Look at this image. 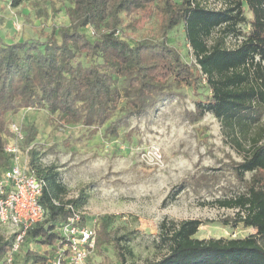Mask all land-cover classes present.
Instances as JSON below:
<instances>
[{
  "label": "trees",
  "instance_id": "1",
  "mask_svg": "<svg viewBox=\"0 0 264 264\" xmlns=\"http://www.w3.org/2000/svg\"><path fill=\"white\" fill-rule=\"evenodd\" d=\"M25 1L8 0L12 7ZM59 1L68 3V24L53 27L44 40L7 43L0 39V172L9 165L4 152L9 113L28 107L46 109L63 125L100 127L111 119L122 99L125 116L144 113L155 97L165 94L172 77L196 88L198 77L179 49L167 42L168 33L179 24L184 26L186 41L210 92L194 101L193 119L211 113L245 138L249 122L264 114V0H223L225 7L216 10L201 5L202 0ZM148 4L159 18L161 38L130 43L126 30L133 28ZM220 26L224 35L241 37L236 47H226L222 39L208 44ZM121 121L112 122L107 130L115 134ZM25 131L23 143L28 145L34 128ZM37 162L36 152L30 149V167L45 180L40 203L46 218L26 231L13 264H46L63 244L58 228L83 203L82 196L64 199L58 173ZM236 171L240 178L251 173L246 189L221 204L237 209L234 225L253 228L254 233L201 239L195 236L202 224L199 219L162 221L159 236L166 252L141 264H264L260 242L264 239V132L251 139ZM81 224H86L82 215ZM95 231L98 250L112 244L118 264H138L128 262L132 251L121 243L122 237L111 236L107 221H101ZM11 241L12 236H0V264ZM25 242L37 247L28 245L17 262Z\"/></svg>",
  "mask_w": 264,
  "mask_h": 264
},
{
  "label": "rangeland",
  "instance_id": "2",
  "mask_svg": "<svg viewBox=\"0 0 264 264\" xmlns=\"http://www.w3.org/2000/svg\"><path fill=\"white\" fill-rule=\"evenodd\" d=\"M67 5L59 0H26L12 7L8 0H0V39L7 43L44 40L53 27L68 24ZM224 7L223 0L210 6L215 10ZM245 14L250 17L248 11ZM158 28L159 18L148 4L133 28L126 30L127 39L130 43L159 41ZM223 33V26L214 29L208 44L222 39L226 47H236L241 37ZM167 42L179 49L198 77L197 87L172 77L165 94L155 97L139 116H125L123 99L100 127L63 125L48 110L32 107L7 115V131L14 122L21 125L24 136L25 128H34L32 140L22 147L33 149L39 165L53 167L58 173L64 199L82 196L79 211L87 226L96 230L101 221H107L111 236L122 237L121 243L132 251L128 262L138 264L157 260L166 252L159 236L162 221L199 219L202 224L195 236L201 239L244 237L255 232L234 225L237 209L221 203L246 189L251 173L240 178L236 166L247 154L251 139L264 132V114L249 122L245 138L211 113L193 119L194 101L210 92L186 41L183 24L168 33ZM123 86L118 79V87ZM120 119L117 132L110 133L107 127ZM0 236L8 239L11 234L0 226ZM260 242L264 246V239ZM28 245L37 247L33 242L23 243L17 262ZM83 264H118V260L112 244L99 250L94 245Z\"/></svg>",
  "mask_w": 264,
  "mask_h": 264
},
{
  "label": "built area",
  "instance_id": "3",
  "mask_svg": "<svg viewBox=\"0 0 264 264\" xmlns=\"http://www.w3.org/2000/svg\"><path fill=\"white\" fill-rule=\"evenodd\" d=\"M215 2L218 0H202L201 5L208 3L210 8ZM8 132L4 152L9 165L0 172V226L9 231L12 241L3 264H13L26 231L46 218L40 203L45 180L30 167V147H22L21 125L11 123ZM68 207L74 210L71 205ZM58 231L63 244L53 251L46 264H83L95 245V229L81 224L80 211H73Z\"/></svg>",
  "mask_w": 264,
  "mask_h": 264
}]
</instances>
